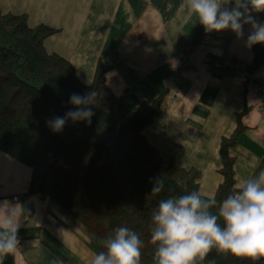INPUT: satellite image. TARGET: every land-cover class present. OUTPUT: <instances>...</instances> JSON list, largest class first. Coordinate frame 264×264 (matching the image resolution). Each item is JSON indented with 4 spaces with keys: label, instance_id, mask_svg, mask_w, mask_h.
<instances>
[{
    "label": "crops",
    "instance_id": "1",
    "mask_svg": "<svg viewBox=\"0 0 264 264\" xmlns=\"http://www.w3.org/2000/svg\"><path fill=\"white\" fill-rule=\"evenodd\" d=\"M184 0H0L3 13L23 14L31 27L54 29L44 45L67 59L84 83L98 64L107 84L130 110L163 94L159 113L143 131L164 158L183 147L201 175L197 188L211 197L222 180L221 142L242 125L230 146L235 188L264 170V116L257 107L264 85V45L247 47L230 30L206 33ZM227 7H234L230 0ZM264 22V13L254 14ZM221 63L213 74L203 63ZM245 64L243 75L232 70ZM32 170L0 150V203L19 205L20 245L2 264H90L95 237L52 198L30 191ZM18 196L14 201L12 197Z\"/></svg>",
    "mask_w": 264,
    "mask_h": 264
},
{
    "label": "trees",
    "instance_id": "2",
    "mask_svg": "<svg viewBox=\"0 0 264 264\" xmlns=\"http://www.w3.org/2000/svg\"><path fill=\"white\" fill-rule=\"evenodd\" d=\"M53 28L31 27L23 14L0 11V150L32 170L30 191L48 196L95 236L98 252L120 226L143 240L140 264H155L150 242L151 214L160 198L199 191L200 169L185 161L180 147L167 158L143 128L159 113L163 94L130 110L107 84L108 66L98 64L91 83L82 82L64 57L47 51ZM97 93L91 123L69 121L59 133L46 121L71 109L73 93ZM243 129L221 142L222 180L213 196L221 201L236 191L228 149ZM164 191L151 196L156 177ZM215 211V209H213ZM264 264V256L235 257L212 253L209 264ZM200 264V262H198Z\"/></svg>",
    "mask_w": 264,
    "mask_h": 264
},
{
    "label": "clouds",
    "instance_id": "3",
    "mask_svg": "<svg viewBox=\"0 0 264 264\" xmlns=\"http://www.w3.org/2000/svg\"><path fill=\"white\" fill-rule=\"evenodd\" d=\"M184 0L187 12L196 17L206 33L230 30L237 38L250 31L247 47L264 45V22L254 14L264 13V0ZM97 93H73L72 106L64 116H55L46 125L55 133L72 121L91 123ZM165 175L153 181L151 196L164 191ZM19 205L0 203V264L20 245ZM215 209V211H213ZM150 242L155 264H202L215 250L218 254L257 258L264 256V170L242 178L236 191L221 201L205 198L199 191L158 200L151 214ZM143 240L140 235L120 226L103 241L102 251L92 255L90 264H140ZM215 264V261H209Z\"/></svg>",
    "mask_w": 264,
    "mask_h": 264
},
{
    "label": "built area",
    "instance_id": "4",
    "mask_svg": "<svg viewBox=\"0 0 264 264\" xmlns=\"http://www.w3.org/2000/svg\"><path fill=\"white\" fill-rule=\"evenodd\" d=\"M203 63L207 68V70L213 74H217L221 67V63L218 62L212 55H206L203 59ZM244 68H245V64L243 62H239L236 65H234L232 70L235 72V74L238 77H241L243 75ZM258 91L259 94L256 99L258 112L260 113L261 116H264V85H259ZM17 197H18L17 195L14 196L13 200L18 199Z\"/></svg>",
    "mask_w": 264,
    "mask_h": 264
},
{
    "label": "rangeland",
    "instance_id": "5",
    "mask_svg": "<svg viewBox=\"0 0 264 264\" xmlns=\"http://www.w3.org/2000/svg\"><path fill=\"white\" fill-rule=\"evenodd\" d=\"M14 196H16V195H14ZM14 196H13V197H14ZM13 197H12V199H13ZM17 198H18V197H17ZM17 200H18V199L14 200V201H17ZM91 234H92V233H91ZM93 236H94V235H93ZM94 237H95V236H94Z\"/></svg>",
    "mask_w": 264,
    "mask_h": 264
}]
</instances>
